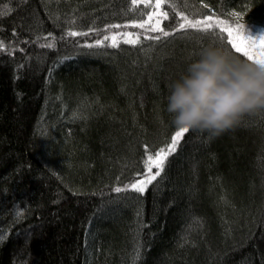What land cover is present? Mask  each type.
I'll use <instances>...</instances> for the list:
<instances>
[{"label": "trees", "instance_id": "obj_1", "mask_svg": "<svg viewBox=\"0 0 264 264\" xmlns=\"http://www.w3.org/2000/svg\"><path fill=\"white\" fill-rule=\"evenodd\" d=\"M155 3L0 0V264H264V112L189 130L144 193L113 191L179 131L171 82L231 47L223 26L169 27L179 14L264 37V0ZM104 34L139 42L85 46Z\"/></svg>", "mask_w": 264, "mask_h": 264}, {"label": "clouds", "instance_id": "obj_2", "mask_svg": "<svg viewBox=\"0 0 264 264\" xmlns=\"http://www.w3.org/2000/svg\"><path fill=\"white\" fill-rule=\"evenodd\" d=\"M166 111L176 129L218 138L264 112V66L209 44L171 82Z\"/></svg>", "mask_w": 264, "mask_h": 264}, {"label": "snow or ice", "instance_id": "obj_3", "mask_svg": "<svg viewBox=\"0 0 264 264\" xmlns=\"http://www.w3.org/2000/svg\"><path fill=\"white\" fill-rule=\"evenodd\" d=\"M137 0H132V4L135 5ZM155 8L159 9L162 7V0H156L154 5ZM206 7V6H205ZM164 18L167 19V13L163 14ZM180 21L175 24H170L169 27H175L176 30L184 29L185 27L194 28L199 31L208 32L211 29H218L223 26L224 31L228 33L229 37H232L231 40L228 41L230 44V49H234L235 52L241 53L243 57H246L247 60L253 61L261 66H264V37L256 38L250 34H246V26L244 25H237L235 32L231 30L229 26L225 24L223 20H215L213 21L212 16L208 15L205 20L199 19H189L183 13L179 14ZM149 20L152 19L151 16L148 17ZM175 20V14H174ZM121 25H109L107 26L106 31H110L113 28H120ZM137 27H144V24H139ZM91 31V30H90ZM150 31L157 32L159 31L162 36H168L170 33L168 31L159 28L158 25L154 24ZM89 32H69L67 35L76 36H88ZM154 39H159L160 37H153ZM122 39L125 43H138L139 42V35L134 40H128L125 36H120L119 38L116 35H108L104 34L102 38H98L94 44H86V47H96L101 46L104 44L105 41H108L109 47H118L119 40ZM227 39V38H226ZM43 46L52 47V44H46ZM3 43L0 42V48H3ZM188 129H180L175 136L171 139L167 150L164 147H161L155 154L147 153L145 159L143 160L144 171L139 174V179H136L135 182L125 185L123 188L115 187L113 191L119 193L121 191L126 190H134L139 193H144L146 188L149 184L152 183L153 180L156 179L158 175L164 170V163L167 159V156L171 154L175 150V147L178 143L179 138L183 136L184 133H187ZM155 167L157 171L153 173L152 169ZM2 239V237H0Z\"/></svg>", "mask_w": 264, "mask_h": 264}]
</instances>
